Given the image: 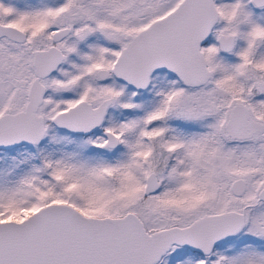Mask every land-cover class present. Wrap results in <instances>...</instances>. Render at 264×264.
Wrapping results in <instances>:
<instances>
[{"label":"snow or ice","instance_id":"1","mask_svg":"<svg viewBox=\"0 0 264 264\" xmlns=\"http://www.w3.org/2000/svg\"><path fill=\"white\" fill-rule=\"evenodd\" d=\"M0 264H264V0H0Z\"/></svg>","mask_w":264,"mask_h":264}]
</instances>
